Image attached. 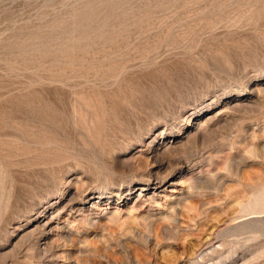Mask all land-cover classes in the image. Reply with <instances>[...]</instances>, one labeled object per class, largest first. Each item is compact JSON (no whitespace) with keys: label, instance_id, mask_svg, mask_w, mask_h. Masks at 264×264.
<instances>
[{"label":"rangeland","instance_id":"obj_1","mask_svg":"<svg viewBox=\"0 0 264 264\" xmlns=\"http://www.w3.org/2000/svg\"><path fill=\"white\" fill-rule=\"evenodd\" d=\"M0 264H264V0H0Z\"/></svg>","mask_w":264,"mask_h":264}]
</instances>
